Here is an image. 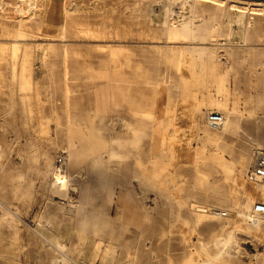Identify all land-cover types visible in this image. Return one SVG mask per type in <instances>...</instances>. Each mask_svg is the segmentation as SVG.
<instances>
[{
  "label": "rangeland",
  "instance_id": "rangeland-1",
  "mask_svg": "<svg viewBox=\"0 0 264 264\" xmlns=\"http://www.w3.org/2000/svg\"><path fill=\"white\" fill-rule=\"evenodd\" d=\"M24 1L0 0V264H264L241 217L264 203V6Z\"/></svg>",
  "mask_w": 264,
  "mask_h": 264
},
{
  "label": "bare ground",
  "instance_id": "bare-ground-1",
  "mask_svg": "<svg viewBox=\"0 0 264 264\" xmlns=\"http://www.w3.org/2000/svg\"><path fill=\"white\" fill-rule=\"evenodd\" d=\"M24 1V0H23ZM39 1V0H38ZM243 1V0H242ZM247 1V3H250V2H253L254 4H256L257 6L258 5H260V6H264V2L263 1H248V0H246ZM25 2V1H24ZM239 2H241V0H239ZM21 3H23L22 1H21ZM55 4V3H54ZM56 5V4H55ZM35 6V5H34ZM62 6H64V4L62 5ZM190 6V5H189ZM17 7H18V5H17ZM37 7V6H36ZM63 9V8H62ZM180 9V8H179ZM67 10V9H66ZM185 10V9H184ZM212 10V9H211ZM65 11V10H64ZM63 11V12H64ZM189 11V10H188ZM1 12V11H0ZM21 12H23V11H21ZM154 12V11H153ZM66 13V12H65ZM185 13V12H184ZM213 13V12H212ZM10 14V13H9ZM8 14V15H9ZM67 14V13H66ZM242 12H239V14L237 15V17L235 18V21H236V23H240L241 22V18H242ZM20 15V14H19ZM25 15H26V13H25ZM184 15V14H183ZM213 15V14H212ZM216 15V14H215ZM215 15H213V16H215ZM12 17H14V15L12 14L11 15ZM189 16V15H188ZM194 16V15H193ZM2 17V16H1ZM9 17V16H8ZM244 17V16H243ZM10 18V17H9ZM181 18H183V17H181ZM4 19V18H3ZM185 19V18H184ZM1 20V19H0ZM8 20V19H7ZM200 20V19H199ZM243 20V19H242ZM4 21V20H3ZM9 21H10V19H9ZM16 21V20H15ZM22 21V20H21ZM185 21H186V19H185ZM188 21V20H187ZM181 22V21H180ZM182 22H183V20H182ZM181 22V23H182ZM17 23V22H16ZM29 23V22H28ZM235 23V24H236ZM34 24V23H33ZM164 25V24H163ZM191 25V24H190ZM1 26H3V25H1ZM20 26V25H19ZM218 26V25H217ZM236 26V25H235ZM86 27V26H85ZM180 27H182V26H180ZM189 27V26H188ZM239 27V26H238ZM16 28H17V26H16ZM19 28V27H18ZM25 28V27H24ZM171 28V27H170ZM191 28H193V27H191ZM6 29H7V25H6ZM11 29L13 30L14 28H12L11 27ZM2 30V29H1ZM169 30V29H168ZM194 30V29H193ZM19 31V30H18ZM167 31V30H166ZM205 31V30H204ZM140 32V31H139ZM189 32H190V30H189ZM196 32V31H195ZM7 33V32H6ZM14 33V32H13ZM13 33H12V35H13ZM107 33V32H106ZM148 33V32H147ZM176 33V32H175ZM185 33V32H184ZM199 33V32H198ZM204 33V32H203ZM10 34V33H9ZM89 34V33H88ZM174 34V33H173ZM187 34H188V32L187 33H185V35L184 36H187ZM207 34V33H206ZM11 35V34H10ZM82 35V34H81ZM134 35V34H133ZM171 35V34H170ZM191 35V34H190ZM14 36V35H13ZM13 36H12V38H13ZM94 36V35H93ZM137 36V35H136ZM195 35H194V33H193V37H194ZM205 36V35H204ZM3 37V36H2ZM20 37H21V35H20ZM86 37V36H85ZM141 37V36H140ZM172 37V36H171ZM201 37V36H200ZM172 38H174V37H172ZM178 38H180V37H178ZM189 38V37H188ZM183 39H185L184 37H183ZM187 39V38H186ZM191 39V38H190ZM196 38H194V40H195ZM206 39V38H205ZM198 40H199V38H198ZM197 40V41H198ZM211 41V40H210ZM234 41V40H233ZM188 45V44H187ZM12 46H15V45H12ZM221 46V45H220ZM17 49V48H16ZM196 49V48H195ZM11 52V51H10ZM64 52V51H63ZM62 52V53H63ZM115 53V52H114ZM229 54V53H228ZM13 54H12V52H11V56H12ZM1 56V55H0ZM178 56V55H177ZM13 57H15V56H13ZM181 57V56H180ZM2 58V57H1ZM0 58V59H1ZM17 58V57H16ZM63 58V57H62ZM181 58H183V57H181ZM11 59H12V57H11ZM15 59V58H14ZM178 59V58H177ZM2 60V59H1ZM205 60V59H204ZM183 61H186V60H183ZM183 61H182V59H181V62L183 63ZM178 62V60L176 61V63ZM180 62V61H179ZM185 63V62H184ZM189 63V62H188ZM11 64V63H10ZM181 64V63H180ZM211 64V63H210ZM183 65V64H182ZM190 65V64H189ZM209 65V64H208ZM197 66V65H196ZM178 67V66H177ZM66 68V67H65ZM198 68V67H197ZM264 68V67H263ZM192 69V68H191ZM216 74V73H215ZM198 76V75H197ZM219 76V75H218ZM165 80V79H164ZM66 81V80H65ZM222 86V85H221ZM65 87V86H64ZM118 88V87H117ZM120 88V87H119ZM120 90V89H119ZM227 91V90H226ZM136 94V93H135ZM140 94V93H139ZM136 95H138V94H136ZM134 98H135V96H134ZM213 103V102H212ZM221 107H222V105H221ZM224 107V106H223ZM66 111V110H65ZM216 113H219L220 114V112L219 111H216ZM65 115V114H64ZM231 115V114H230ZM236 116V115H235ZM237 117V116H236ZM238 124V123H237ZM172 126V125H171ZM238 126V125H237ZM235 128V121L234 120H231V119H229V118H226L225 117V119H224V123H223V125H222V127L219 129V131H222V132H228V131H232L233 129ZM170 129V128H169ZM258 131V130H257ZM258 132H260L261 133V131H258ZM257 132V133H258ZM228 133H230V132H228ZM232 133V132H231ZM233 133H235V132H233ZM256 133V134H257ZM263 134V133H262ZM259 137V136H258ZM264 137V136H263ZM165 138V137H164ZM264 139V138H263ZM261 140V139H260ZM171 141V140H170ZM261 141H263V140H261ZM161 142V141H160ZM159 144V143H158ZM217 146V145H216ZM170 147V146H169ZM245 147V146H244ZM168 149V148H167ZM250 150V149H249ZM252 151V150H251ZM164 152V151H163ZM217 153V152H216ZM72 154V153H71ZM218 154V153H217ZM243 154V153H242ZM68 156H70V155H68ZM166 156V155H165ZM71 157V156H70ZM214 157V156H213ZM221 157V156H220ZM249 157V156H248ZM218 158V157H217ZM77 159V158H76ZM246 158H239L238 160H239V162H238V166H239V168L240 169H245V167L247 166V160H245ZM219 161V160H218ZM71 163V162H70ZM72 164V163H71ZM237 164V163H236ZM222 167V166H221ZM166 177V176H165ZM60 179V178H59ZM62 184V183H61ZM245 192L246 193H248L247 192V190H245ZM252 192V191H251ZM250 191H249V194L251 193ZM72 193V192H71ZM164 198V197H163ZM71 200V199H70ZM166 201V200H165ZM191 206V205H190ZM247 208V215L246 216H241V217H243L244 219H246V221L250 224V226L251 227H254V228H257V227H260V226H264V219H259V220H251L250 219V212H251V208H248V207H246ZM141 209V208H140ZM144 209V208H143ZM202 210V209H201ZM200 211V210H199ZM201 213H203L204 211H200ZM67 214V213H66ZM213 214V213H212ZM219 212H214V215L215 216H219ZM232 218V217H231ZM45 224V223H44ZM238 225V224H237ZM44 241V240H43ZM55 245H56V243H55ZM54 245V246H55ZM98 245V244H97ZM58 246V245H57ZM229 246V245H228ZM228 246H225V247H227L228 248ZM59 247V250H60V248H61V246H58ZM91 248V247H90ZM64 249V248H63ZM109 249V248H108ZM224 250H225V248H223ZM56 250H57V248H56ZM92 250V249H91ZM94 250V249H93ZM100 251V250H99ZM98 251V252H99ZM107 251V250H106ZM60 252H61V250H60ZM92 253H91V256H92V258H94V257H96L97 256V253L95 252V251H91ZM106 253V252H105ZM113 253V252H112ZM107 254H110L111 255V253H107ZM106 254V255H107ZM109 255V256H110ZM105 257V256H104ZM113 257V256H112ZM91 259V258H90ZM62 260V259H61ZM64 260V259H63ZM93 260H95V259H93ZM92 261V260H91ZM63 262V261H62ZM87 263V262H86ZM105 264V263H104Z\"/></svg>",
  "mask_w": 264,
  "mask_h": 264
},
{
  "label": "built area",
  "instance_id": "built-area-1",
  "mask_svg": "<svg viewBox=\"0 0 264 264\" xmlns=\"http://www.w3.org/2000/svg\"><path fill=\"white\" fill-rule=\"evenodd\" d=\"M223 123L224 117L219 113H209L206 116V124L210 130H219ZM246 180L252 184L264 182V150L257 149L254 151L252 164L246 172ZM221 215L226 216L225 213ZM250 219L254 221L264 219V203L253 204Z\"/></svg>",
  "mask_w": 264,
  "mask_h": 264
},
{
  "label": "water",
  "instance_id": "water-1",
  "mask_svg": "<svg viewBox=\"0 0 264 264\" xmlns=\"http://www.w3.org/2000/svg\"><path fill=\"white\" fill-rule=\"evenodd\" d=\"M248 1H263L264 2V0H248Z\"/></svg>",
  "mask_w": 264,
  "mask_h": 264
}]
</instances>
